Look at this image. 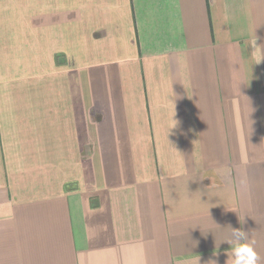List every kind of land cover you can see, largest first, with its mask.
Returning a JSON list of instances; mask_svg holds the SVG:
<instances>
[{"label":"crops","instance_id":"obj_1","mask_svg":"<svg viewBox=\"0 0 264 264\" xmlns=\"http://www.w3.org/2000/svg\"><path fill=\"white\" fill-rule=\"evenodd\" d=\"M232 229L264 264V0H0V264H226Z\"/></svg>","mask_w":264,"mask_h":264},{"label":"clouds","instance_id":"obj_2","mask_svg":"<svg viewBox=\"0 0 264 264\" xmlns=\"http://www.w3.org/2000/svg\"><path fill=\"white\" fill-rule=\"evenodd\" d=\"M227 243L230 250L226 253L228 256L226 264H258L260 257L252 246L254 241L248 232L232 229L231 239ZM208 264H217V261L209 260Z\"/></svg>","mask_w":264,"mask_h":264}]
</instances>
